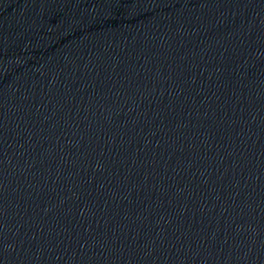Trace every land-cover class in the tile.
<instances>
[{
    "label": "water",
    "instance_id": "obj_1",
    "mask_svg": "<svg viewBox=\"0 0 264 264\" xmlns=\"http://www.w3.org/2000/svg\"><path fill=\"white\" fill-rule=\"evenodd\" d=\"M0 264H264V0H0Z\"/></svg>",
    "mask_w": 264,
    "mask_h": 264
}]
</instances>
